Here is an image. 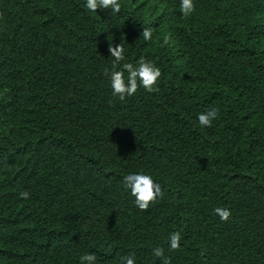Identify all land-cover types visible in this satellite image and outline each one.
<instances>
[{
    "label": "trees",
    "instance_id": "1",
    "mask_svg": "<svg viewBox=\"0 0 264 264\" xmlns=\"http://www.w3.org/2000/svg\"><path fill=\"white\" fill-rule=\"evenodd\" d=\"M119 2L0 0V264H161L157 247L170 264H264V0H193L187 18L180 0ZM120 43L121 65L160 68L155 91L112 95ZM136 172L163 192L146 211L123 183Z\"/></svg>",
    "mask_w": 264,
    "mask_h": 264
},
{
    "label": "clouds",
    "instance_id": "2",
    "mask_svg": "<svg viewBox=\"0 0 264 264\" xmlns=\"http://www.w3.org/2000/svg\"><path fill=\"white\" fill-rule=\"evenodd\" d=\"M121 7L119 0H86L85 3V8L93 12H96L97 9H111L112 12L118 14L121 11ZM179 8L182 17L187 18L195 11L196 6L193 0H180ZM141 36L145 41H150L152 39V30L144 28ZM165 43H167V38ZM108 51L113 61L112 71L108 73L106 70V74L109 75L114 97L124 101L127 97H132L141 87L149 93L156 90L155 86L162 73L160 68L153 62L140 57L135 66L132 63H123L121 65V61L125 60V49L122 43L115 46L109 44ZM118 66H120L121 70H118ZM125 72H127V81L125 80ZM218 115V108H210L206 112H201L197 117L199 125L201 127H211ZM123 183L130 190L131 196L134 197L133 203L141 211H146L151 203L155 202L158 197L163 196L160 184L155 182L151 175L143 172L127 174L123 178ZM20 197L26 200L29 198V193L22 191ZM213 211L221 222H227L231 217V210L228 208L216 207ZM181 239L182 236L179 231L170 232L168 236L169 250H179ZM152 254L157 258H161V264H170V259L164 256L163 248H153ZM96 259L97 257L94 253H85L80 257V264H96ZM121 264H135L134 254L129 253L122 256Z\"/></svg>",
    "mask_w": 264,
    "mask_h": 264
}]
</instances>
